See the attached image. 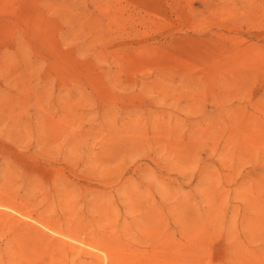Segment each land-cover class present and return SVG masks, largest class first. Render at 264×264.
Returning <instances> with one entry per match:
<instances>
[{"label":"rangeland","instance_id":"374dc122","mask_svg":"<svg viewBox=\"0 0 264 264\" xmlns=\"http://www.w3.org/2000/svg\"><path fill=\"white\" fill-rule=\"evenodd\" d=\"M0 264H264V0H0Z\"/></svg>","mask_w":264,"mask_h":264}]
</instances>
